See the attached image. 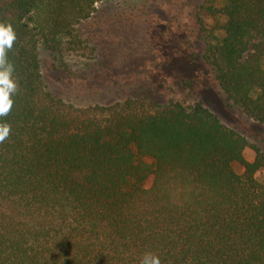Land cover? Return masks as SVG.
Wrapping results in <instances>:
<instances>
[{
    "label": "trees",
    "instance_id": "1",
    "mask_svg": "<svg viewBox=\"0 0 264 264\" xmlns=\"http://www.w3.org/2000/svg\"><path fill=\"white\" fill-rule=\"evenodd\" d=\"M100 1L0 0V264H264V154L203 102L83 107L49 89L42 52L76 50ZM195 18L216 87L264 127V0H202Z\"/></svg>",
    "mask_w": 264,
    "mask_h": 264
},
{
    "label": "rangeland",
    "instance_id": "2",
    "mask_svg": "<svg viewBox=\"0 0 264 264\" xmlns=\"http://www.w3.org/2000/svg\"><path fill=\"white\" fill-rule=\"evenodd\" d=\"M202 0H102L79 29L76 50L42 52L51 92L76 106L111 105L128 97L157 104L203 102L227 127L264 154V127L230 106L200 55L195 11ZM190 82L188 86L185 84ZM255 154L246 148L244 157ZM264 180V173H261Z\"/></svg>",
    "mask_w": 264,
    "mask_h": 264
},
{
    "label": "clouds",
    "instance_id": "3",
    "mask_svg": "<svg viewBox=\"0 0 264 264\" xmlns=\"http://www.w3.org/2000/svg\"><path fill=\"white\" fill-rule=\"evenodd\" d=\"M15 40L14 30L10 25H0V115H4L11 108L12 101L9 98L15 90V84L10 79L13 72V66L7 60V50H10ZM9 131L7 125L3 126V134H0V142H2ZM143 264H160L157 257L151 260L145 258Z\"/></svg>",
    "mask_w": 264,
    "mask_h": 264
}]
</instances>
